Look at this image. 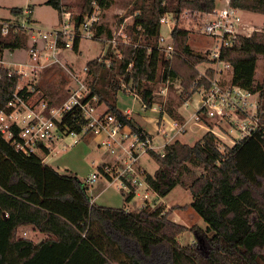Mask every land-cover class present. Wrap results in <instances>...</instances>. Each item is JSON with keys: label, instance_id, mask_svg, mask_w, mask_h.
<instances>
[{"label": "trees", "instance_id": "trees-1", "mask_svg": "<svg viewBox=\"0 0 264 264\" xmlns=\"http://www.w3.org/2000/svg\"><path fill=\"white\" fill-rule=\"evenodd\" d=\"M166 1H135L130 43H117L103 59L86 64L90 82L83 102L105 105L103 116L113 115L137 133L143 130L118 110V95L128 92L125 87L131 85V92L150 110L155 103L154 84L173 86L180 81V98L187 103L202 87L208 88L214 76L213 69L201 76L198 66L213 61L190 48L188 30L173 29L172 58L160 48L161 20L170 12ZM217 1L179 0L176 12H213ZM93 2L104 11L113 0H85L84 13L92 11ZM45 5L58 14L65 6L62 0H47ZM231 6L264 15V0H232ZM22 11L12 9L15 15ZM0 22L2 60L6 49L26 48L27 31L10 20ZM10 23L8 34L2 35L3 25ZM104 29L100 25L94 38H101ZM106 36L113 38L110 31ZM80 41H75V51ZM220 60L233 69L232 85L258 92L264 101V77L260 84L255 82L257 63L264 60L263 31L239 37L221 50ZM19 79V74H10L0 64V111L7 109L19 90ZM18 92L25 94L27 88ZM86 124L83 112L75 107L58 127L68 135L81 133ZM218 142L207 132L194 145L175 140L166 146L164 156L150 152L159 167L153 174L145 172V181L159 197L185 186L183 177L192 173L191 166L203 171L188 186L189 206L207 227L187 228L170 218L173 209L164 212L147 204L128 211L95 204L88 195V183L61 174L45 162L49 151L44 146L40 154L26 155L0 136V264H264V125L225 150L218 148ZM104 167L99 170L112 181ZM135 192L136 187L126 180L125 201L130 202ZM23 227H32L47 238L36 243L19 237ZM186 231L194 233L195 241L181 245L179 239Z\"/></svg>", "mask_w": 264, "mask_h": 264}, {"label": "built area", "instance_id": "built-area-1", "mask_svg": "<svg viewBox=\"0 0 264 264\" xmlns=\"http://www.w3.org/2000/svg\"><path fill=\"white\" fill-rule=\"evenodd\" d=\"M225 5L219 9L215 8L213 12L201 13L192 10H185L180 14V18H169V14L161 20L162 26H167L172 34L173 29L180 27V20L186 19L192 23L197 18L200 21V31L203 36L210 38L215 42L214 49L210 52V60L217 66L214 68V76L210 79L208 88L202 87L197 91L193 100L194 113L188 119H170L169 123L164 124L163 130H159L157 136L133 131H128V127L118 121L113 115L103 114L96 116L93 114L94 103L83 102L88 93V88L84 82L74 90L70 98L60 107H53L45 98H38L35 88H27L25 94L18 91L25 87H19L12 99L7 105V109L0 111V136L11 142L15 148L26 155L40 154L42 146L49 149L51 144L58 140L64 133L59 129L58 122L62 117L73 110L79 108L87 120L82 132H93L98 135L106 133V138L100 144L101 150H108L111 141H117L118 137L123 140H131L124 147L129 156V162H124L123 166L113 170L110 166H105V174L116 177L122 181V186L126 188V180L136 187L147 184L145 181V171L141 168L139 161L141 155L155 152L161 156L165 154V148L176 140L179 135L189 133L192 126H196L206 133L210 132L218 139V148L222 150L221 142L225 139L224 131L221 129L223 123L236 130L240 136L229 138L234 146L238 141L251 136L264 125V101L260 94L248 89H244L231 84L230 80L222 79L226 68H232L227 62L220 60L221 50L232 46L241 36L249 37L255 31H263L255 28L254 25L245 22L244 11L231 6L232 0H223ZM63 6L59 14L58 28L51 32L52 39L43 35L40 31L38 36L33 35L32 39L36 44L38 39H45L44 49L48 53L49 65L59 62L58 55L66 50H74V44L77 39H94L95 32L100 26L99 18L102 11L100 6L92 3V11L89 13H74L68 9V3L62 0ZM31 14V11L27 12ZM82 17V18H78ZM26 31L30 29L31 22L26 19L25 22L13 21ZM1 24V22H0ZM10 24H4L2 35L9 32ZM264 32V31H263ZM170 34V35H171ZM172 39V36H171ZM112 45H116V37L110 40ZM160 48L165 52L168 59L175 53L173 40L168 41L161 32L159 39ZM33 57L37 56L36 45L30 50ZM0 59V64H2ZM223 67L219 68L218 65ZM16 73L26 75L23 70H17ZM13 72V73H15ZM86 72V68H85ZM201 76H205L201 74ZM38 77V76H35ZM169 88V84H165ZM126 88V87H125ZM131 85L128 92L135 97H139L131 92ZM164 94V90L159 91ZM36 94V95H35ZM155 96V92H154ZM190 102V101H189ZM189 102L186 103L189 106ZM126 130V131H125ZM77 134V133H71ZM161 138V141L159 140ZM122 140V141H123ZM121 144V142H120ZM98 178L94 174L87 180L88 184H93ZM148 189L150 187L148 186ZM136 193V192H135ZM141 198L142 207L149 203V194L145 193Z\"/></svg>", "mask_w": 264, "mask_h": 264}, {"label": "rangeland", "instance_id": "rangeland-1", "mask_svg": "<svg viewBox=\"0 0 264 264\" xmlns=\"http://www.w3.org/2000/svg\"><path fill=\"white\" fill-rule=\"evenodd\" d=\"M31 1L33 2L29 3H32V5L36 3L33 7L36 8L37 18L34 19L41 22H36L37 24L32 22L34 25L30 27V29H27L26 48L15 51L6 49L4 51L2 64L5 68H9L10 74H13V72L17 70H23L26 72V75H20L15 72V74L20 75L18 88L28 86V88L32 89V87H34L39 98L47 99L53 107H60L70 98L72 92L80 86V82H84L86 86L87 83L90 82V79L87 77V73L85 72L86 64L95 58L103 59L109 48H116V45H112L109 38L106 36L107 31L112 32V36L116 37L117 43H130V29L134 23V16L137 14L135 13L132 15L131 11L134 9V2L137 0H113L111 7L102 11L100 16L101 18H99V24L105 28L104 35L98 39L83 38L80 41L78 51H64L58 55V59L60 61L51 65H49L51 61H48V53L44 49L45 39H38V42L35 44L32 36H38L40 31L43 35L52 39L50 35L54 29L58 28L59 14L51 7L45 5V0ZM64 1L69 2L68 9L75 14L81 13L82 11L84 12L85 0ZM7 3L25 5L27 2H25V0H10V2ZM166 4L170 10L168 13L170 15L169 18H180V14L185 11L183 10L181 13L176 12L179 8V0H167ZM224 5L225 2L223 0H218L216 3V7L219 9H221ZM29 9L30 8H28V6L25 7V11H28ZM0 10V12L6 16L11 14L5 8L0 7ZM246 12L252 13L250 11ZM244 18L245 22L248 24H252L256 29L259 28L264 31V15L244 13ZM26 19H30V15L28 13L20 15V22H25ZM180 26L189 32L187 43L190 48L194 52L203 54L210 59V52L215 50V42L201 34L200 21L196 18L192 21V23H189L188 20L183 19L180 20ZM161 32L165 37L169 34L165 25L162 26ZM34 45H36V57H33L30 52ZM210 66L211 62H204L198 66V69L201 74H204L205 70H207ZM218 66L219 68L223 67L222 64ZM214 67H216V65H213V68ZM232 70V68H226L227 72L225 71L224 75H221L222 79H225V81L230 80ZM263 77L264 60H260L257 63L255 75L256 84H260V82L263 81ZM163 84L164 83H157L153 85V90L156 93V99H158L157 93ZM179 84H181L180 81H177L170 87V90L178 98V94H180L182 90L181 86L176 88ZM129 86H127L126 89H128ZM118 100L120 102L119 107L122 109L133 108L135 111L141 110L142 105L140 102L134 100L133 95L130 96L121 92L119 93ZM181 102L185 103L182 100ZM102 106L103 105L94 107L93 114L96 116L101 115L103 110ZM193 107L194 105L192 100L189 102V106L183 109V111L185 110V116L187 119L194 112ZM165 123H169V118L165 121ZM163 128L164 125L161 129ZM221 129L224 131L225 135H229L223 136L225 139L221 142L223 147L222 150H225L227 146H233L228 137L238 138L240 134L225 123L221 125ZM205 134L206 132L204 130H201L196 126H192L188 135H179L178 139L185 144L194 145ZM105 136L106 133L104 132L96 135L93 132L85 133L84 131L77 134H63L60 136L59 141L55 143L56 149L49 156H46L45 162L66 172L67 174L76 176L80 181L86 184L88 179H91L94 174H97L98 179L96 182L93 185L87 184L89 187L88 195L92 202H94L93 199L98 197L97 201L106 202L108 204L107 207L124 208L128 211H138L143 205L140 197H142L145 193H148L150 198L148 204L150 208L155 209L157 207H161L164 203L165 206L168 205L169 210L173 207V211H171L170 215L176 222L189 226L190 228L194 225H205L206 227V223L203 219L188 205L192 201V195L188 186H190L203 172L201 168L191 166L192 173L183 177V183L185 186L178 185L166 197L162 198L155 195L151 189H148L146 184H143L136 190L135 197L130 202H127L125 201L122 193V181L115 179L111 183V181L105 178L103 173L99 170V167H101V164L104 161L113 160L116 157L119 158L122 163L129 162V156L124 147L127 146L128 142L131 140H128V142L121 146L112 140V145L108 147V151L106 153H101L100 144ZM77 141H79L78 144H76ZM139 164L144 166L147 171L151 173L159 167L158 162L150 154L141 155ZM110 167L115 171V167L111 165ZM25 230L19 231V237L24 236L34 240L35 242L43 239L39 234L36 235L29 229ZM194 241L195 235L191 231H186L179 239L181 245L192 244Z\"/></svg>", "mask_w": 264, "mask_h": 264}, {"label": "crops", "instance_id": "crops-1", "mask_svg": "<svg viewBox=\"0 0 264 264\" xmlns=\"http://www.w3.org/2000/svg\"><path fill=\"white\" fill-rule=\"evenodd\" d=\"M47 0H45L44 1V4H45V2H46ZM7 2H10V0H0V7H2V8H5L7 11H9L11 14L10 15H8V16H6V15H4V14H2L1 12H0V20H10V21H20V15H15L13 12H12V9L13 8H19V9H22L23 11H22V14H24V13H27L28 11H31V14H29L30 15V22H31V26H33L34 24L32 23V22H39L37 19H34V18H37L36 17V8H34L33 6L36 4V3H34L33 5H32V3L30 4L29 2H33V1H31V0H25V2H27V3H25V5H15V4H13V3H7ZM26 6H28V8H30L28 11H25V7ZM1 11V10H0ZM246 14H254V13H249V12H246V11H244ZM21 14V15H22ZM40 20V19H39ZM41 22V21H40ZM39 22V23H40ZM36 23V24H37ZM166 28H167V30H168V32H169V34H168V36L166 37L167 38V40L168 41H171L172 39H171V31H170V29L166 26ZM213 65H215V63L214 62H211V66L210 67H208L207 69H213L214 70V68H216V67H214L213 68ZM206 71L207 70H205V73H206ZM226 71V70H225ZM227 72V71H226ZM232 73H233V70H232ZM231 80V79H230ZM176 83V82H175ZM180 87V84L179 85H177L176 86V88H179ZM166 87V85L165 84H163L162 85V87L160 88V90L159 91H161V90H164L165 92H164V94H160V92L158 91V99H156V97H155V103H154V105H153V108L152 109H150V110H147L146 108H145V106L143 105V103H142V101H141V98L140 97H135L133 94H131V93H129V92H127V93H124V94H128V95H133L134 96V100L135 101H137V102H140V104L142 105L141 106V110L140 111H135V109H133V108H131V109H122V108H120L119 106H120V102H119V100H118V110L122 113V114H124V115H126V116H128V118L129 119H132L142 130H143V132H145V133H147V134H150V135H153V136H157V134L159 133V130L161 129V127L165 124V121L166 120H168V118H170V119H179V120H184V119H187L186 118V116H185V110L183 111V109L185 108V107H188L187 105H186V103H182L181 102V99H180V94H178L179 95V98L176 96V95H174L173 94V92L170 90V87L168 88H165ZM178 93V92H177ZM155 96H156V93H155ZM118 97H119V95H118ZM178 99V100H177ZM101 106V105H100ZM185 106V107H184ZM103 107V110H102V114H104L105 112H106V110H107V108H106V106L105 105H103L102 106ZM184 107V108H183ZM194 113V112H193ZM192 113V114H193ZM157 114V115H156ZM192 116V115H191ZM190 116V117H191ZM190 117H188V118H190ZM161 130H163V129H161ZM160 130V131H161ZM126 131V130H125ZM128 131H130V129L128 128L127 129V132ZM189 133H186V134H183V135H188ZM106 138V136L104 137V139ZM104 139H102V140H104ZM122 138H120V137H118V139H117V141H114V142H116L119 146H121V145H123V144H125L126 142H128V140H123ZM159 140L161 141V138H159ZM176 140H179L178 139V137L176 138ZM57 141H59V139L58 140H56L55 142H53L52 144H51V146H50V148L48 149V151H49V154L47 155V156H49L55 149H56V147H55V143L57 142ZM179 141H181V140H179ZM120 142H121V144H120ZM182 142V141H181ZM79 143V141H77L76 142V144H78ZM102 143V142H101ZM183 143V142H182ZM187 144V143H186ZM190 145V144H189ZM126 147V146H125ZM100 150H101V148H100ZM108 150H101V153H106ZM145 154H150V153H145ZM45 160H46V157H45ZM123 164L124 163H122V161L121 160H119V158H114L113 160H108V161H104L102 164H101V166H113V167H115V170H117V169H119L120 167H122L123 166ZM141 166V165H140ZM56 171H58L59 173H61V174H67L66 172H64V171H62V170H59L58 168H56V167H54V166H52ZM141 168L146 172V173H149V174H153L156 170H157V168L155 169V171L153 172V173H151V172H148L147 171V169L144 167V166H141ZM105 176V175H104ZM105 178L107 179V180H109L108 179V177H106L105 176ZM112 181H111V183L116 179V177H113L112 176ZM98 179V178H97ZM96 182V181H95ZM94 182V183H95ZM93 183V184H94ZM93 184H91V185H93ZM122 186V185H121ZM123 187V186H122ZM124 188V187H123ZM122 188V189H123ZM155 195H157L156 193H155ZM158 196V195H157ZM97 199H98V197H96L95 199H93V201H94V203L95 204H98V205H101V206H107L108 204L106 203V202H98L97 201ZM191 203H192V201H191ZM190 203V204H191ZM190 204H188V205H190ZM163 209H164V212H169L170 210L168 209V205H164V203H163V205L161 206ZM181 208V207H180ZM190 208H192L191 206H190ZM193 209V208H192ZM175 211V210H174ZM174 214V213H173ZM172 214V215H173ZM170 218H171V215H170ZM172 219V218H171ZM173 220V219H172ZM174 222H176L175 220H173ZM176 223H179V222H176ZM179 224H181V223H179ZM181 225H184V224H181ZM184 226H186V225H184ZM195 226V225H194ZM198 226V225H197ZM187 228H190L189 226H186ZM193 227V226H192ZM199 227H201V228H206L207 227V224H206V227H205V225H199ZM25 229H29L30 231H32L34 234H39L40 236H42V238L43 239H41V240H44V239H46L47 238V236L46 235H44V234H41V233H39L38 231H36L34 228H32V227H23V228H21L20 230H25ZM19 230V231H20ZM26 231V230H25ZM20 237H22V238H26V237H24V236H20ZM40 241H38V242H36V243H39Z\"/></svg>", "mask_w": 264, "mask_h": 264}]
</instances>
